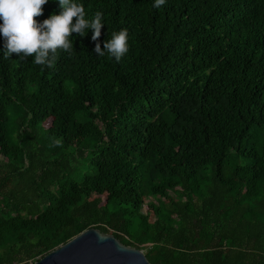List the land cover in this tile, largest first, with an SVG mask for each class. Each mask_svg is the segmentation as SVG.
<instances>
[{
  "label": "trees",
  "instance_id": "16d2710c",
  "mask_svg": "<svg viewBox=\"0 0 264 264\" xmlns=\"http://www.w3.org/2000/svg\"><path fill=\"white\" fill-rule=\"evenodd\" d=\"M76 2L101 36L52 68L0 35V264L88 228L151 264H264V0Z\"/></svg>",
  "mask_w": 264,
  "mask_h": 264
},
{
  "label": "clouds",
  "instance_id": "9594fccd",
  "mask_svg": "<svg viewBox=\"0 0 264 264\" xmlns=\"http://www.w3.org/2000/svg\"><path fill=\"white\" fill-rule=\"evenodd\" d=\"M48 0H0V35L5 40L4 59L13 53L26 58L34 55L36 65L52 68L57 59L58 50L70 56L73 52V33L84 36L88 29L93 30L92 40L98 41L101 36L103 13L97 11L93 19H86L84 6L76 0H59L62 12L53 14L42 23L35 17L43 14V5ZM166 0H155L153 7L160 8ZM129 33L121 29L112 33L111 39L104 43H96L94 51L98 56L106 53L120 62L129 51Z\"/></svg>",
  "mask_w": 264,
  "mask_h": 264
},
{
  "label": "water",
  "instance_id": "95a60500",
  "mask_svg": "<svg viewBox=\"0 0 264 264\" xmlns=\"http://www.w3.org/2000/svg\"><path fill=\"white\" fill-rule=\"evenodd\" d=\"M31 264H151L144 250L88 228Z\"/></svg>",
  "mask_w": 264,
  "mask_h": 264
}]
</instances>
